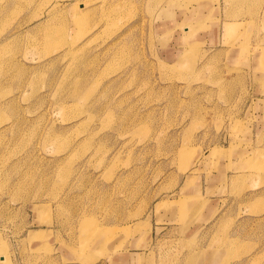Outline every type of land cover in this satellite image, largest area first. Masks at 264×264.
I'll return each mask as SVG.
<instances>
[{"label":"rangeland","instance_id":"374dc122","mask_svg":"<svg viewBox=\"0 0 264 264\" xmlns=\"http://www.w3.org/2000/svg\"><path fill=\"white\" fill-rule=\"evenodd\" d=\"M0 264H264V0H0Z\"/></svg>","mask_w":264,"mask_h":264},{"label":"bare ground","instance_id":"6f19581e","mask_svg":"<svg viewBox=\"0 0 264 264\" xmlns=\"http://www.w3.org/2000/svg\"><path fill=\"white\" fill-rule=\"evenodd\" d=\"M218 152V151H217ZM212 153H214V151L212 152ZM213 155V154H212ZM82 220V219H81ZM96 236V234H92L91 235V239H89L87 242H86V246H88L89 245V243L94 239V237ZM87 248V247H86Z\"/></svg>","mask_w":264,"mask_h":264}]
</instances>
